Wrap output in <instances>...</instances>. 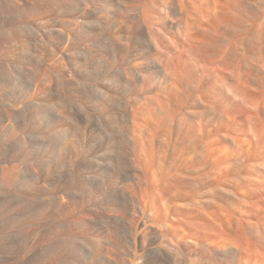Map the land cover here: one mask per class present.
<instances>
[{"label":"bare ground","instance_id":"1","mask_svg":"<svg viewBox=\"0 0 264 264\" xmlns=\"http://www.w3.org/2000/svg\"><path fill=\"white\" fill-rule=\"evenodd\" d=\"M163 1L0 0V264H264V0Z\"/></svg>","mask_w":264,"mask_h":264},{"label":"rangeland","instance_id":"2","mask_svg":"<svg viewBox=\"0 0 264 264\" xmlns=\"http://www.w3.org/2000/svg\"><path fill=\"white\" fill-rule=\"evenodd\" d=\"M128 1V6L129 7H133V6H136V4L138 5L139 4V6H140V12L142 11V13L141 14H145L144 13V11H146V14L145 15H147V14H149L150 12H155V14H154V16H153V14L152 13H150L151 14V16H153V17H155V15L156 16H158V17H160L161 16V18H166V19H164V20H166L167 22H170V23H173V25H176V21H174L172 18H170V17H167V15H166V9H165V6L164 5H162V4H164V1L163 0H156V3H158L159 5H161V6H163L162 8H160V7H158L159 5H157V4H155L154 2V0H127ZM138 1V2H137ZM233 1V2H232ZM234 1H235V3L238 1V3H236V4H234L233 5V3H234ZM240 1V2H239ZM241 1H243V2H241ZM132 2H134L133 3V5H131L132 4ZM136 2V3H135ZM152 2V3H151ZM230 2H232L231 4H230V6H229V8L231 7V5H232V7H231V11L234 9V13L233 12H229V15H230V20H232V24L234 25V24H236V25H238L239 23L238 22H234L235 21V19H239L240 18V20L242 21V25L244 24V26H246L245 28H248L249 27V29L251 28V26H253L254 27V25H259V24H257V23H260V21H259V18L257 17V15H258V11H257V9H256V0H231ZM242 3V4H241ZM155 4V5H154ZM238 6V7H236V6ZM157 6V7H156ZM154 7V8H153ZM254 7H255V9H254ZM134 8V7H133ZM152 9H154L155 11H153ZM157 9V10H156ZM241 9V10H240ZM150 10V11H149ZM163 10V11H162ZM237 10V11H236ZM156 11H158L159 12V14H156L157 12ZM160 11H161V13H160ZM253 11V12H252ZM233 13V14H232ZM237 13V14H236ZM238 16H236V15ZM238 14H241V16L240 15H238ZM250 15V16H249ZM131 16H134V13L133 14H131ZM149 16V15H148ZM236 16V17H235ZM254 16V17H253ZM157 17V18H158ZM243 17H245V18H243ZM149 17H147L146 18V20H145V16L143 15V20L144 21H146V22H149V19H148ZM156 18V17H155ZM156 18V19H157ZM247 18V19H246ZM234 19V20H233ZM244 19H245V22H244ZM163 20V21H164ZM173 20V21H172ZM236 20V21H237ZM165 22V21H164ZM244 22V23H243ZM135 22L133 21V24H134ZM136 24V23H135ZM254 24V25H253ZM123 30V27L121 26V24H117L116 25V31H119V32H121ZM141 30L142 29H138L137 28V25L135 26V25H133V29H132V32H133V35H136L135 36V39H136V41L137 42H139V45H143L142 44V42H143V38H144V32H141ZM175 30V29H174ZM143 31V30H142ZM175 31H173V33H174ZM136 33V34H135ZM139 33H142V34H139ZM224 34L225 33H227V34H225V36H224V38L226 39V38H229L230 36L232 37V38H230L231 40L232 39H235L236 38V40H237V38L238 37H235V35H232L231 33H229L228 34V32H223ZM222 33V35H224ZM250 34V32L248 31L247 33L245 32V33H242V36H246V35H248L249 36V34ZM142 35V36H141ZM174 35H175V37H177V35L179 36L180 35V39H179V41H185V36H183V32L181 31V32H179V34H175L174 33ZM173 35V36H174ZM218 36L219 37V39H218V37L217 38H214V39H205V38H202V40L201 39H199V40H197V42L195 41L194 43H192V45L193 46H190V47H193V48H189L188 46V49L189 50H187L188 52H189V54L190 53H192V54H190V55H192V56H195L196 54H197V56L198 55H200L199 53L201 52V51H203V55L201 54V57L203 58V57H205V58H203L204 60H205V62L207 61V65L209 66V68H214V66H215V68L213 69V72L215 71V72H217L216 71V68H217V66H218V68L219 67H222L221 68V70L220 71H228V69L230 68V66L232 65V63H233V61L232 60H230V62L231 63H228V64H226V63H222L223 65H221V63L220 62H223V61H227V56H224L226 53H227V50L230 48V47H236L235 45H236V43H234V41H236V40H234V41H232L231 42V40L230 39H228L229 41H226L224 38H223V36ZM228 35H230V36H228ZM119 36V35H118ZM220 37H221V40H220ZM142 38V39H141ZM134 39V40H135ZM137 39H139V40H137ZM141 39V40H140ZM175 39H178V37L177 38H175ZM219 41H218V40ZM201 40V41H200ZM211 41L212 42V44H213V46H215V47H209V45L211 44V42H210V44L208 43V46L206 45L207 44V42L208 41ZM213 40H214V42H213ZM225 40V41H224ZM198 41H199V43H201V44H199L198 43ZM203 41H205V42H203ZM216 41V42H215ZM224 41V42H223ZM141 42V43H140ZM202 42H203V44H202ZM219 42V43H218ZM222 42V43H221ZM226 42L227 43H229V44H226ZM199 44V46H201L200 48H204L205 46L204 45H206V47H208V48H204V49H206V51L204 50V49H200L199 47H198V45L197 46H194V45H196V44ZM217 43H218V45H217ZM235 44V45H233V44ZM216 44V45H215ZM227 45V46H226ZM204 46V47H203ZM198 47V48H197ZM146 47H144V46H141V49L143 50H141V53H140V55L137 57V58H133L134 60H132V59H129L127 62L128 63H126L127 64V67H129L130 65L131 66H133V67H139V68H145L147 65H148V61H151V60H158V61H160L161 59L163 60V61H165L164 60V57H162V54H160V51L158 50V51H147V49H145ZM227 48V49H226ZM191 49V50H190ZM199 49V50H198ZM226 49V50H225ZM216 50H218V51H216ZM247 50V51H246ZM246 50H245V53H244V55L245 56H248L249 55V57H251L250 55H251V52L246 48ZM197 51H198V53H197ZM208 51H212V52H217V53H222V59L219 57V56H213L212 54H214V53H210L211 55H209V53H208ZM226 51V52H225ZM205 52V53H204ZM223 52H225V54H223ZM145 53V54H144ZM202 53V52H201ZM208 53V54H207ZM249 53V54H248ZM160 54V55H159ZM195 54V55H194ZM205 54H207L206 56H205ZM229 53H227V55H228ZM208 55L210 56V57H208ZM224 57H225V60H224ZM249 57H248V59H249ZM190 58H191V56H190ZM194 58V57H193ZM216 58H220V59H216ZM150 59V60H149ZM207 59V60H206ZM137 60V61H136ZM146 60H148L147 62H146ZM161 60V61H162ZM191 59H189V61H190ZM133 61V62H132ZM143 61V62H142ZM209 61H211V62H209ZM220 61V62H219ZM136 62V63H135ZM147 64H146V63ZM129 63H131V64H129ZM133 63V64H132ZM134 63H135V65H134ZM220 63V64H219ZM129 64V65H128ZM137 64H139V65H137ZM144 64H146V65H144ZM211 64V65H210ZM213 65V66H212ZM223 66H225V69H224V67ZM119 67L117 66V68L116 69H118ZM211 68V69H212ZM222 71V72H223ZM248 72V71H247ZM246 71L245 72H243V73H241V77H242V79L240 78V76H239V78H240V80H245V78H247V73ZM201 73V72H200ZM200 73L198 74V78H199V75H200ZM245 74V75H244ZM245 77H244V76ZM244 77V78H243ZM118 109H116L115 110V112L116 111H118V112H120L121 113V111H120V109H119V107H117ZM117 113V112H116ZM120 113H118V114H120ZM129 190V192H133V188H131L130 187V189H128ZM136 190V189H135Z\"/></svg>","mask_w":264,"mask_h":264}]
</instances>
